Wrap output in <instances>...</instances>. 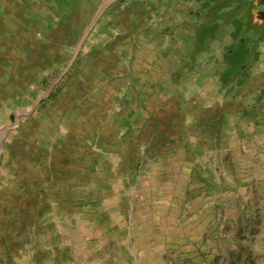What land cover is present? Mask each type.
Masks as SVG:
<instances>
[{
  "label": "rangeland",
  "instance_id": "1",
  "mask_svg": "<svg viewBox=\"0 0 264 264\" xmlns=\"http://www.w3.org/2000/svg\"><path fill=\"white\" fill-rule=\"evenodd\" d=\"M198 2L140 0V26L119 22L137 34L124 48H135L127 79L137 86L126 99L142 115L131 133L137 150L126 144L125 166H110L109 182L99 167L98 193L69 184L72 198L57 199L45 225L42 200L8 199L0 180V264H264V44L242 88L220 96L232 28L200 42L188 27ZM59 77L38 90L0 86V165L15 137L23 143L22 91L57 94ZM111 152L113 164L123 152Z\"/></svg>",
  "mask_w": 264,
  "mask_h": 264
},
{
  "label": "crops",
  "instance_id": "2",
  "mask_svg": "<svg viewBox=\"0 0 264 264\" xmlns=\"http://www.w3.org/2000/svg\"><path fill=\"white\" fill-rule=\"evenodd\" d=\"M139 1L0 0V86L38 90L50 78L64 79L54 95L33 100L29 90L22 91L28 105L16 117L23 143L15 137L0 165V180L10 187L7 198L41 199L44 215H38L44 225L58 204L72 198L65 191L69 184L79 181L85 189L89 184L93 192L99 167L102 181L109 182L110 166H125L126 144L137 150L131 133L142 115L126 99L128 85L137 86L127 79L135 48L124 49L137 34L131 30L134 36H128L119 22L141 21ZM112 150L123 152H114L118 163L111 164ZM56 222L51 218V225Z\"/></svg>",
  "mask_w": 264,
  "mask_h": 264
},
{
  "label": "trees",
  "instance_id": "3",
  "mask_svg": "<svg viewBox=\"0 0 264 264\" xmlns=\"http://www.w3.org/2000/svg\"><path fill=\"white\" fill-rule=\"evenodd\" d=\"M189 24L200 42L215 36L225 28H232L233 43L226 49V64L219 74V95L228 97L244 85V77L258 61L260 46L264 44V0H198ZM184 69L171 75L178 85Z\"/></svg>",
  "mask_w": 264,
  "mask_h": 264
}]
</instances>
